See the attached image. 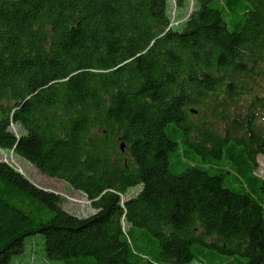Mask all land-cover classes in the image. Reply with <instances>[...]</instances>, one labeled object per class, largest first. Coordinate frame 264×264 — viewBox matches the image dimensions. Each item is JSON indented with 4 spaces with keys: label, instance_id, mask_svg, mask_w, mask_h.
Returning <instances> with one entry per match:
<instances>
[{
    "label": "trees",
    "instance_id": "obj_1",
    "mask_svg": "<svg viewBox=\"0 0 264 264\" xmlns=\"http://www.w3.org/2000/svg\"><path fill=\"white\" fill-rule=\"evenodd\" d=\"M175 2L0 0V148L96 211L1 160L0 264H264V0Z\"/></svg>",
    "mask_w": 264,
    "mask_h": 264
},
{
    "label": "rangeland",
    "instance_id": "obj_2",
    "mask_svg": "<svg viewBox=\"0 0 264 264\" xmlns=\"http://www.w3.org/2000/svg\"><path fill=\"white\" fill-rule=\"evenodd\" d=\"M171 17L176 16V20H183L190 14L192 9V4H188L185 9L184 14L180 11V8L177 7L175 0H171ZM174 13V14H173ZM183 15V16H182ZM229 23V29L231 31H235L239 27L240 18L231 22L230 19L227 20ZM183 28V24L176 28V30H181ZM8 105V101L0 102V107H5ZM3 117V112L0 109V119ZM12 130L17 133H23L22 129L18 125H12ZM186 146L184 144H180V153H183ZM191 154L184 155L182 158L179 155L174 154L171 157V170L175 174L182 173L187 165H192L194 163H200L202 158L194 153L191 150ZM194 153V154H193ZM8 161L10 164H13L17 169L23 172V174L28 177L33 183L36 185L55 192L59 194L63 199V208L68 212L77 215L79 217H88L96 213L94 208L88 202V199L78 191L73 190L67 183L49 178L42 173H40L31 163L24 160L23 158L14 155L13 152L9 150H4L0 148V161ZM259 168L257 170V174L264 179V157L258 158ZM207 168V166H206ZM212 175H216L215 172H210ZM230 177L226 176L225 185L231 188L230 185ZM143 186H137L135 188H131L126 196L123 197V200L131 199L136 197L142 191ZM44 244L45 239L43 235L33 236L28 238L26 241V250L25 252L17 257H14L11 264H44L45 260L43 258L44 252Z\"/></svg>",
    "mask_w": 264,
    "mask_h": 264
},
{
    "label": "built area",
    "instance_id": "obj_3",
    "mask_svg": "<svg viewBox=\"0 0 264 264\" xmlns=\"http://www.w3.org/2000/svg\"><path fill=\"white\" fill-rule=\"evenodd\" d=\"M191 12H192V10H191ZM191 12H190V14H191ZM189 14V15H190ZM189 15L186 17V19H184V21L182 20H176L177 18H176V16L174 15L173 16V18H172V20H171V24H170V26H169V28L170 29H176V28H178V27H180L183 23H185L186 22V20H187V18L189 17ZM7 163H9L8 161H6ZM10 164V163H9ZM12 167H14L17 171H19L21 174H23V172L22 171H20L19 169H17L13 164H10ZM24 175V174H23ZM88 202L91 204V202L88 200Z\"/></svg>",
    "mask_w": 264,
    "mask_h": 264
},
{
    "label": "crops",
    "instance_id": "obj_4",
    "mask_svg": "<svg viewBox=\"0 0 264 264\" xmlns=\"http://www.w3.org/2000/svg\"><path fill=\"white\" fill-rule=\"evenodd\" d=\"M188 4H189V3H186L185 6H183V7L180 8V11L183 12V13H181V14H184L185 9L187 8ZM182 16H183V15H182Z\"/></svg>",
    "mask_w": 264,
    "mask_h": 264
},
{
    "label": "clouds",
    "instance_id": "obj_5",
    "mask_svg": "<svg viewBox=\"0 0 264 264\" xmlns=\"http://www.w3.org/2000/svg\"><path fill=\"white\" fill-rule=\"evenodd\" d=\"M192 4V9H193V3H191ZM174 14V13H173ZM173 18V17H172ZM186 19V18H185ZM181 21H182V19H181ZM184 24V23H183Z\"/></svg>",
    "mask_w": 264,
    "mask_h": 264
}]
</instances>
